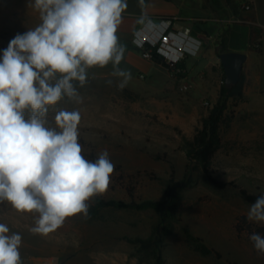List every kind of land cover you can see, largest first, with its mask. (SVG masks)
Instances as JSON below:
<instances>
[{
  "label": "rangeland",
  "instance_id": "1",
  "mask_svg": "<svg viewBox=\"0 0 264 264\" xmlns=\"http://www.w3.org/2000/svg\"><path fill=\"white\" fill-rule=\"evenodd\" d=\"M245 1L168 0L156 10L171 12L180 20L141 15L165 17L172 24L205 19L201 24L220 26L228 17L224 5L236 7ZM130 5L124 10H132ZM21 18L17 23H2L0 58L16 34L40 23L37 14L34 21L26 13ZM234 22L235 30L250 26ZM258 39L248 41L245 49L256 50ZM211 43L209 51L214 47ZM135 54L143 60V78L137 75L125 83V77H97L87 71L83 87L73 81L79 102L63 97L48 108L46 119L49 127H55L59 112H78V138L85 157L96 159L101 152H108L115 169L100 198L159 201L173 178L183 184L175 207L163 221L154 210L95 208L91 199L87 217H69L56 231L40 235L30 232L37 213H20L7 201L0 202V223L7 225L9 234L22 237V264H35L39 235L55 244L50 264H264V254L258 253L249 239L252 233L261 234L264 222L248 220L252 204L239 194L240 188L264 193V101L228 100L211 169L216 178L235 182L238 188L214 189L192 150L224 80L218 54L215 58L209 52L191 60L185 57L183 81L163 65L144 60L139 51ZM184 84L187 90L181 89ZM44 254L49 256L48 248Z\"/></svg>",
  "mask_w": 264,
  "mask_h": 264
},
{
  "label": "clouds",
  "instance_id": "2",
  "mask_svg": "<svg viewBox=\"0 0 264 264\" xmlns=\"http://www.w3.org/2000/svg\"><path fill=\"white\" fill-rule=\"evenodd\" d=\"M40 23L16 34L0 58V202L37 213L33 234L47 235L69 217H87L89 201L107 191L115 165L107 151L95 160L79 143L78 112H59L49 127L48 108L63 97L79 102L87 70L118 63L117 29L124 0H34ZM125 76V83L131 78ZM123 87V84H121ZM264 195L248 220L264 222ZM0 223V264H22L19 233ZM264 254V235L249 236Z\"/></svg>",
  "mask_w": 264,
  "mask_h": 264
},
{
  "label": "crops",
  "instance_id": "3",
  "mask_svg": "<svg viewBox=\"0 0 264 264\" xmlns=\"http://www.w3.org/2000/svg\"><path fill=\"white\" fill-rule=\"evenodd\" d=\"M124 2L126 5L133 4L134 7L130 11H123L121 22L118 25L116 33L118 36V43L123 48L122 58L118 63L109 62L104 67L97 66L89 68L87 71L94 76L125 77L120 75V73L123 72L130 73L131 78L137 75H142L144 77L145 75H143L141 64L143 60L135 54V51L138 50L132 44L134 32L143 25V21L141 20L143 15H141V13L168 15L175 20L181 19L175 17L171 12L160 11L159 9L156 10V7L168 3L167 1L124 0ZM244 3L251 5V10L249 12H244L242 10L241 7L243 3L236 7L225 4L224 6L227 8L228 17L220 21V26L203 25L205 24V19L199 20L200 22L192 23H185L183 20L176 24H172V29L178 32L180 41L186 44L188 50L192 54L186 56L187 60L195 59L197 56L204 57L208 52L212 53L211 55L214 56V58L217 54L219 55L224 52L245 53L247 59L242 70V75L244 76L243 98H249L253 101H264V0H246ZM5 4L8 5L6 8L4 7ZM141 5L143 9L139 8ZM24 13L29 16L32 15L33 21L37 14V20H39L40 14L34 7V0H0V30L4 27L2 23L5 20L17 23L19 20H22L21 16ZM234 18L248 20L253 22L254 25L235 30L231 26L234 22ZM201 22L203 24H201ZM20 27L24 30L26 26L22 24ZM34 27L35 25L33 23L32 28ZM257 36L259 37L257 50L252 51L245 49L246 46H248V41H250L252 37L255 39ZM211 41L214 42V47L209 51L210 44H212ZM222 42L225 43L227 49L221 52L220 49L217 50V48ZM217 63H219L218 65L221 67L220 62ZM46 248H48L49 252L48 257L44 254ZM51 248H53L54 252L56 250L55 244L39 235L38 249H35L38 253L33 255L34 263L46 264V262H48L50 264L52 262L50 257ZM42 252L43 255H41Z\"/></svg>",
  "mask_w": 264,
  "mask_h": 264
},
{
  "label": "trees",
  "instance_id": "4",
  "mask_svg": "<svg viewBox=\"0 0 264 264\" xmlns=\"http://www.w3.org/2000/svg\"><path fill=\"white\" fill-rule=\"evenodd\" d=\"M168 1V0H167ZM254 37L250 39L253 42ZM220 51H226V45L224 42L220 44ZM257 50V49H256ZM153 61L163 65L171 74L172 70L180 69L185 70L183 62L178 63L174 68L168 66L164 63L159 55L156 53L153 48ZM180 78L185 77L184 74H179ZM243 87H244V76L241 75L240 81L233 86H227L222 83L220 87L219 97L209 113L208 118L205 120L202 129L198 132L197 136L194 138L192 155L198 160L201 168L207 176L209 184L217 190H223L228 186H233L238 188V185L235 182L223 181L214 176V172L211 169V162L214 158L215 153L217 152L220 145L219 137V127L223 121V114L227 109L228 100H238L243 97ZM91 160H95V157L92 155ZM183 186L182 182L174 181L173 178L168 182L164 192V199L162 200H143L137 202L132 200L130 202L124 201H113V200H104L100 198L99 195L94 196L92 199L95 201V208L101 207H114L118 209H128L136 211L144 210H154L160 218L164 221L168 217V210L174 208L176 205V200L178 199V192ZM239 194L242 199L254 205L257 198L264 195V193H252L247 189L240 188ZM259 231L264 235V228H259ZM160 243V240L156 245ZM144 247L150 248V245H145Z\"/></svg>",
  "mask_w": 264,
  "mask_h": 264
},
{
  "label": "built area",
  "instance_id": "5",
  "mask_svg": "<svg viewBox=\"0 0 264 264\" xmlns=\"http://www.w3.org/2000/svg\"><path fill=\"white\" fill-rule=\"evenodd\" d=\"M242 10L249 12L251 5L248 3L242 4ZM143 25L136 29L133 34L132 44L139 51L141 57L146 61L154 62L153 48L159 55L161 60L168 66L174 68L178 63L182 62L188 55H192L186 44L180 41L178 32L172 29V20L165 17H148L141 18ZM235 23L243 25H254L245 19H237ZM185 70L174 69L171 75L175 78H180L179 74H184ZM140 78H143L140 75ZM184 78V77H183ZM180 78V80H184ZM182 90H187V85L181 86Z\"/></svg>",
  "mask_w": 264,
  "mask_h": 264
},
{
  "label": "water",
  "instance_id": "6",
  "mask_svg": "<svg viewBox=\"0 0 264 264\" xmlns=\"http://www.w3.org/2000/svg\"><path fill=\"white\" fill-rule=\"evenodd\" d=\"M218 58L224 72L223 83L227 86L236 85L240 81L247 55L242 52H224Z\"/></svg>",
  "mask_w": 264,
  "mask_h": 264
}]
</instances>
